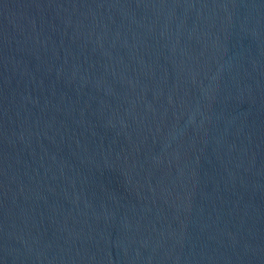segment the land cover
<instances>
[{
	"label": "water",
	"instance_id": "obj_1",
	"mask_svg": "<svg viewBox=\"0 0 264 264\" xmlns=\"http://www.w3.org/2000/svg\"><path fill=\"white\" fill-rule=\"evenodd\" d=\"M0 264H264V0H0Z\"/></svg>",
	"mask_w": 264,
	"mask_h": 264
}]
</instances>
